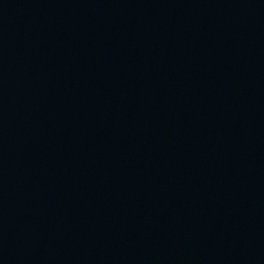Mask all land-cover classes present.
I'll return each instance as SVG.
<instances>
[{
	"label": "water",
	"instance_id": "water-1",
	"mask_svg": "<svg viewBox=\"0 0 264 264\" xmlns=\"http://www.w3.org/2000/svg\"><path fill=\"white\" fill-rule=\"evenodd\" d=\"M0 264H264V0H0Z\"/></svg>",
	"mask_w": 264,
	"mask_h": 264
}]
</instances>
